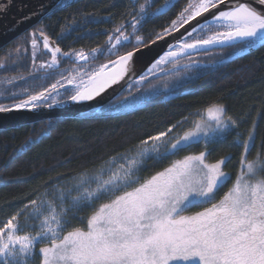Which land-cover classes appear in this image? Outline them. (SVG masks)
Listing matches in <instances>:
<instances>
[{
  "label": "snow or ice",
  "instance_id": "obj_1",
  "mask_svg": "<svg viewBox=\"0 0 264 264\" xmlns=\"http://www.w3.org/2000/svg\"><path fill=\"white\" fill-rule=\"evenodd\" d=\"M256 4L257 0H192L151 43L185 28L197 17H204L203 22L197 21L190 30L185 29L186 35L181 33L170 50L151 64L149 73L155 75L157 68L169 62L178 66L177 58L182 55L190 60L185 68L198 65L199 61L191 58L197 49L216 45L252 47L257 42L264 46V0H258L259 7ZM206 13L210 15L205 16ZM148 19L146 4L139 5L130 25L114 28L108 35V46L94 48L88 54L62 53L43 30L30 33L33 67L41 48L51 58L49 62H41L40 69L58 66V54L75 55L83 61L100 55L117 58L109 61L111 69L109 64H101L91 71L61 75L49 88L29 94L24 100L11 106L0 104V113L51 108L63 102L57 101L52 93L68 85L72 86L68 101L80 103L99 97L136 72L138 54L149 47L137 35L138 26ZM129 26L131 32L127 31ZM129 47L133 50L120 54V48ZM147 79L141 75L136 83ZM206 112L212 124L194 122L191 129L180 134L174 133L182 124L178 121L140 140L132 150L133 155L125 152L104 161L100 168L86 170L70 188L59 190L61 200L70 197L69 207L58 211L51 201L40 197L29 200L20 211L0 221V264H30L36 256L40 258L39 264H264V154L258 153L255 160L247 159L254 147L251 132L242 143L240 173L218 201V193L231 178L224 171L226 159L209 163L206 150L172 161L142 183L136 175L146 159L167 160L202 138L207 144L236 127V121L227 116L224 107L212 105ZM72 192L76 195H71ZM96 201L105 202L87 218L85 228L65 231L68 212L93 207ZM204 205L210 207L194 215L184 214L190 208ZM28 219L39 221L31 226L35 235L25 231L26 224H21V220ZM45 243L46 246L38 247Z\"/></svg>",
  "mask_w": 264,
  "mask_h": 264
},
{
  "label": "trees",
  "instance_id": "obj_2",
  "mask_svg": "<svg viewBox=\"0 0 264 264\" xmlns=\"http://www.w3.org/2000/svg\"><path fill=\"white\" fill-rule=\"evenodd\" d=\"M167 1L152 0L147 10ZM145 2L63 0L0 51V65H3L0 67V104L11 106L29 94L49 88L60 80L61 75L90 71L98 64L117 58L100 55L96 63L85 65L86 61L78 60L75 55L58 54V66L40 69V63L49 62L51 58V54L41 48L33 67L30 33L43 30L62 53L83 51L88 54L94 48H106L112 30L121 24L130 25L139 5ZM190 2L192 0H174L162 12L150 14V19L138 26L137 35L149 44ZM127 31H132L130 26ZM249 48L219 46L198 51L191 54V58L199 64L191 68L184 67L190 63L187 56L178 58V66L169 62L161 67L163 70H156L155 75H145L148 79L141 85L135 81L131 87L138 92H134L132 100L113 110H93L80 117L48 119L0 130V221L8 219L29 200L37 199L54 186L85 170L98 168L111 157L133 150L140 140L156 135L178 121L183 124L191 114L211 104L225 105L227 116L236 121L235 128L205 149L211 162L231 156L225 168L230 171L229 183L233 182L241 168L242 143L250 132L254 136V147L250 148L247 159L255 160L258 153L264 154V46L258 45L237 56ZM131 50V47L120 48V54ZM142 90L145 95L141 94ZM69 92L53 97L57 101L66 100ZM184 124L183 130L190 126ZM239 134L242 143L236 141ZM202 146L201 142L194 143L186 151L163 161L149 158L139 172L141 179L168 167L187 151L199 152ZM99 204L70 216L65 231L86 227L87 218Z\"/></svg>",
  "mask_w": 264,
  "mask_h": 264
},
{
  "label": "water",
  "instance_id": "obj_3",
  "mask_svg": "<svg viewBox=\"0 0 264 264\" xmlns=\"http://www.w3.org/2000/svg\"><path fill=\"white\" fill-rule=\"evenodd\" d=\"M62 1L63 0H0V9H2L0 10V51L3 47L10 44L24 32L31 29L34 24L43 19L45 15L52 12L54 8L58 6ZM76 1L78 0H72V2ZM68 2L69 1H67L66 3ZM248 2H252V0H248ZM256 6L259 7L258 0ZM223 7L224 6L221 5V8ZM209 15L210 14L208 13L205 14V16ZM203 20L204 17H197V20L191 21L190 25H186L185 28H182L177 32H173L171 35L165 37V39L159 40L155 44H152L150 42L148 44L149 47L143 48L141 50V53L138 54L137 63L140 66V69H138L134 74L126 76L124 80L114 85L112 87V90L102 95V97L94 99L91 102L80 104H72L71 101L63 100L62 103H55L51 108L42 106L35 110L23 109L8 113H0V130H5L6 128L16 129L17 127L27 125L28 123H36L38 121L48 119L80 117L85 113H91L97 108H102V106L113 101V98L122 93L127 86L137 81L144 73V71L150 66V64L155 61L156 58L163 55V53H165V51L170 48L172 44L177 42L181 33H185L186 35L185 29L190 30L192 25L197 24V21L203 22ZM49 40L52 44H54V42L50 38ZM258 45H260L259 42L246 51H241V53H239L237 56H241L242 54L252 50V48ZM219 46H213L212 48H216ZM147 74L150 73L148 72L144 75ZM69 86H67L66 88H69ZM56 93L57 92H53L52 95H55ZM128 100H130V97L126 98L124 101L118 104L113 105L112 107L105 108L104 110H113L124 105V103H126Z\"/></svg>",
  "mask_w": 264,
  "mask_h": 264
},
{
  "label": "rangeland",
  "instance_id": "obj_4",
  "mask_svg": "<svg viewBox=\"0 0 264 264\" xmlns=\"http://www.w3.org/2000/svg\"><path fill=\"white\" fill-rule=\"evenodd\" d=\"M151 1L152 0H146V2L144 3V4H146V8L148 9V7L150 6V3H151ZM174 2V0H168L167 2H164L161 6H159V7H152L151 9H149V11H148V13L149 14H151V15H153V14H156V13H160V12H162L163 11V9H166L167 7H169L168 5L169 4H172ZM186 8V7H185ZM178 17V16H177ZM177 17H175L174 18V20L175 19H177ZM170 27V25L167 27V28H169ZM258 43V42H257ZM181 57H183V56H181ZM180 58V57H179ZM178 59V58H177ZM109 63V62H108ZM145 76V75H144ZM143 83V82H142ZM142 83H140L139 85H141ZM143 89V88H142ZM148 91H149V89H147V92H146V94L148 93ZM144 92V90H142L141 91V94ZM142 95H145V94H142ZM53 96V95H52ZM129 101V100H128ZM127 101V102H128ZM130 102V101H129ZM212 105H220V106H222V107H224L225 108V110H226V106L225 105H221V104H211V106ZM123 106V105H122ZM210 106H208V107H206V108H204V109H201L200 110V112H194L193 114H191L190 115V117H189V119H185L184 120V122H183V124H181L180 125V127L177 129H174V133H180V134H182L184 131H186V130H189V129H191V127L193 126V123L194 122H201V123H207V124H212L213 122L211 121V119L208 117V115H207V112H206V109L207 108H209ZM95 111H105L104 110V108H97V109H95ZM184 123H186V124H190V126L189 127H187V128H185V130H183V125H185ZM186 126V125H185ZM233 128H230L228 131H226V132H224V133H221L220 135H218V136H216L215 137V139L214 140H217V139H220V138H223V136L227 133V132H229L230 130H232ZM240 138H236V141H238L239 143H242V137L240 136V134L238 135ZM210 139H211V137H210ZM201 145H203L202 147H201V150L199 151V152H201V151H205V149L210 145V143H212V142H209V143H207V144H205V142H204V139L202 138L201 139ZM130 155H133L134 153L132 152V150H130V151H127ZM199 152H197V151H195V150H191V151H187V153H183L180 157H176L174 160H179V159H183V157L184 156H186V155H193V154H198ZM118 156H120V155H118ZM117 156V157H118ZM223 159H226V163H228V161H230L231 160V156H226V157H224ZM108 160H110V159H108ZM105 161H107V160H105ZM148 161V159H146L145 160V163L141 166V169H142V167H144L147 163ZM207 161L209 162V163H214V162H216V161H214V162H211L210 160H208V156H207ZM225 163V164H226ZM102 166V164L101 165H99V166H97L98 168H100ZM240 166H241V163H240ZM240 166H238V167H240ZM95 169H97V168H94V170ZM140 169V170H141ZM164 169H162V170H160V171H163ZM86 171V170H85ZM85 171H83L82 173H79V174H77V175H74L73 176V178H71V179H69V180H67V181H65V182H62V184H60V185H56V186H54L53 188H52V190H50V191H48V192H45V193H43L40 197H44L46 200H49V201H51L53 204H54V206H56L57 207V210L59 211L62 207H64V208H66V207H69L70 206V197H66L64 200H61L60 199V192H59V190L63 187V188H70L71 187V185H72V183L77 179V178H79L82 174H84L85 173ZM87 171H89V170H87ZM91 171V170H90ZM89 171V172H90ZM159 171V172H160ZM224 171L225 172H227L228 174H229V176H230V171L229 170H226V168L224 167ZM139 172L140 171H138L137 173H136V175H137V177H139V179H140V182L142 183L144 180H146V179H149V178H151V176H153V175H155L156 173H154L153 175H150L148 178H144V179H141V176H140V174H139ZM240 173V168H239V172L237 173V175ZM237 175H236V177H237ZM233 182H231V183H228L226 186H224L225 188H223L219 193H218V195H217V201L219 200V199H221L222 197H223V195H224V193L225 192H227L231 187H232V185H233V183L235 182V178H234V180H232ZM130 190V189H129ZM48 194L47 196H45V194ZM71 195H76V193L75 192H72L71 193ZM40 197H38V198H40ZM37 198V199H38ZM97 202H100V203H102V202H104V201H96L95 202V204L93 205V207H95L96 206V203ZM97 206H99V205H97ZM204 207H210V205H204L203 207H193V208H190L188 211H186L184 214L185 215H194L196 212H199V211H203V208ZM86 207H84V208H77V209H74V210H72V211H70V212H68V214H67V216L65 217V219L67 220V224L65 225V228L67 227V225H69V221H68V218L70 217V216H73L77 211H84V209H85ZM38 224L39 223V221H34V220H32V219H28L27 221H25V220H21V224H26L27 225V227H25V231H29V232H31L33 235H35V231L32 229V225L33 224ZM85 228V227H84ZM38 230V229H37ZM69 231H71V230H69ZM44 246H46V243L45 244H40L38 247H44ZM39 256H36L35 257V259L34 260H32V261H30V264H39Z\"/></svg>",
  "mask_w": 264,
  "mask_h": 264
},
{
  "label": "flooded vegetation",
  "instance_id": "obj_5",
  "mask_svg": "<svg viewBox=\"0 0 264 264\" xmlns=\"http://www.w3.org/2000/svg\"><path fill=\"white\" fill-rule=\"evenodd\" d=\"M46 35V34H45ZM47 36V35H46ZM48 37V36H47ZM50 38V37H49ZM51 39V38H50ZM52 40V39H51ZM52 41H54V40H52ZM55 44V43H54ZM99 59V57H96L95 59H90L89 61H86V64L85 65H90V63H96V60H98ZM101 64H106V63H101ZM100 64V65H101ZM99 66V64L96 66V67H93L91 70H94V69H96L97 67ZM90 70V71H91ZM156 70H159V69H156ZM158 73V72H157ZM139 80V79H138ZM137 80V81H138ZM69 86V85H68ZM131 86H133L132 84L131 85H129V86H127L126 87V89H124L123 90V92L122 93H120L117 97H115V98H113V101H111L110 103H108V104H106V105H104V106H102L104 109L105 108H108V107H112L113 105H115V104H118V103H120V102H122V101H124L126 98H128V97H130V100L129 101H131L132 100V97H134V92H138V89L136 90L135 88H132ZM71 88H72V86L70 85L69 86V88H66V89H59V92L58 93H62V92H64V91H71ZM126 91H129V92H132V94H130V95H126L125 93H126ZM58 93H56V94H58ZM119 98L121 99V101H119L118 102V100H119ZM67 100V99H66ZM63 101V100H62ZM128 101V102H129ZM115 102V103H114ZM117 102V103H116ZM128 102H126V103H128ZM126 103H124V104H126ZM111 104V105H110ZM124 106V105H123ZM120 107H122V106H120ZM117 108H119V107H117ZM116 109V108H115ZM108 111V110H107ZM223 188H225V187H223Z\"/></svg>",
  "mask_w": 264,
  "mask_h": 264
},
{
  "label": "bare ground",
  "instance_id": "obj_6",
  "mask_svg": "<svg viewBox=\"0 0 264 264\" xmlns=\"http://www.w3.org/2000/svg\"><path fill=\"white\" fill-rule=\"evenodd\" d=\"M216 46H219V45H216ZM168 50H170V48H168L166 51H168ZM198 50H206V49H197V50H195L194 52H192V53H195V52H198ZM165 51V52H166ZM165 53H163V55H164ZM162 56V55H161ZM183 56V55H182ZM160 57V56H159ZM158 57V58H159ZM158 58H156V59H158ZM179 58V57H178ZM155 59V60H156ZM107 64H109V68L111 69L113 66L110 64V63H107ZM152 64V63H151ZM151 64H150V66H151ZM166 65V64H165ZM149 66V67H150ZM148 67V68H149ZM148 68L144 71V73L142 74V75H144V74H146V73H148L149 71H148ZM138 69H140V66L138 65V63H136V71L138 70ZM130 74H133V73H130ZM129 74V75H130ZM122 81V80H121ZM110 90H112V87L111 88H108V89H106L103 93H101V95L99 96V97H96L95 99H98V98H100V97H102V95H104V94H106L107 92H109ZM92 101V100H91ZM91 101H84V102H80V103H86V102H91ZM80 103H75V102H72V104H80Z\"/></svg>",
  "mask_w": 264,
  "mask_h": 264
},
{
  "label": "crops",
  "instance_id": "obj_7",
  "mask_svg": "<svg viewBox=\"0 0 264 264\" xmlns=\"http://www.w3.org/2000/svg\"><path fill=\"white\" fill-rule=\"evenodd\" d=\"M197 112H200V111H197Z\"/></svg>",
  "mask_w": 264,
  "mask_h": 264
}]
</instances>
